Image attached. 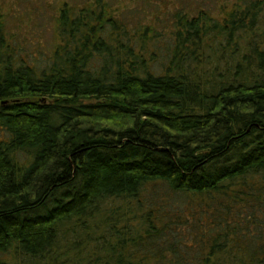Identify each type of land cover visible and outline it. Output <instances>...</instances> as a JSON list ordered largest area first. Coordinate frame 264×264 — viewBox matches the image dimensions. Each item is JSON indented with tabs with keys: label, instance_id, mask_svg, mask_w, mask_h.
I'll return each mask as SVG.
<instances>
[{
	"label": "trees",
	"instance_id": "1",
	"mask_svg": "<svg viewBox=\"0 0 264 264\" xmlns=\"http://www.w3.org/2000/svg\"><path fill=\"white\" fill-rule=\"evenodd\" d=\"M7 1L0 264H264V0H61L41 68Z\"/></svg>",
	"mask_w": 264,
	"mask_h": 264
},
{
	"label": "rangeland",
	"instance_id": "2",
	"mask_svg": "<svg viewBox=\"0 0 264 264\" xmlns=\"http://www.w3.org/2000/svg\"><path fill=\"white\" fill-rule=\"evenodd\" d=\"M8 0L5 2L9 4ZM61 0H49V3L40 2L38 4L37 13L32 11L29 4L13 6V3L4 6L7 15L6 33L11 39V44L19 48V52H15L14 57L22 59L24 63L33 67H44L48 62L49 50L54 44L55 37L53 35L54 17L57 2ZM236 0H157V4H153L150 8L152 14L155 13L159 19H164V15H169L171 9L177 6L200 4L205 7L214 9V15L220 16V12L228 9ZM114 5H120L125 10H138L141 0H112ZM136 7H133V6ZM137 8V9H136ZM21 14H20V13ZM150 15V16H151ZM150 18V17H147ZM4 56V55H3ZM2 59V58H0ZM0 133H2L0 131Z\"/></svg>",
	"mask_w": 264,
	"mask_h": 264
}]
</instances>
